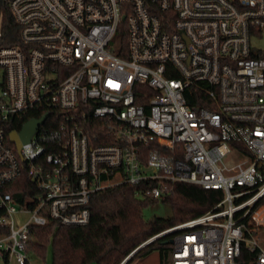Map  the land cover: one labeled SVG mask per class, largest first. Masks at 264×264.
Returning a JSON list of instances; mask_svg holds the SVG:
<instances>
[{
	"label": "built area",
	"instance_id": "2783aa9c",
	"mask_svg": "<svg viewBox=\"0 0 264 264\" xmlns=\"http://www.w3.org/2000/svg\"><path fill=\"white\" fill-rule=\"evenodd\" d=\"M7 3L20 41L0 45V264H32L34 225H85L106 187L166 199L186 182L224 197L121 264L155 241L167 264H264V0ZM32 112L49 117L19 149L6 124ZM24 173L33 207L8 189Z\"/></svg>",
	"mask_w": 264,
	"mask_h": 264
},
{
	"label": "trees",
	"instance_id": "16d2710c",
	"mask_svg": "<svg viewBox=\"0 0 264 264\" xmlns=\"http://www.w3.org/2000/svg\"><path fill=\"white\" fill-rule=\"evenodd\" d=\"M7 2L0 0V10L4 13L0 45H13L20 41V28ZM40 115V112H32L21 119L12 116L6 129H19L26 121ZM51 121L49 119L46 126ZM144 187L118 184L94 193L89 205L91 217L85 225L65 226L52 218L46 225H34L27 245L28 254L45 258L50 245L53 248L52 264H121L144 240L172 225L204 214L224 197L222 190L194 183H178L170 196L164 199L171 206L172 215L149 218L145 210L158 199L137 195ZM8 189L27 207L35 205L32 196L36 193V185L26 173ZM2 212L0 210V214ZM155 249L160 252L161 264H167L172 245L163 241L150 244L127 264H132L138 256L150 255Z\"/></svg>",
	"mask_w": 264,
	"mask_h": 264
},
{
	"label": "rangeland",
	"instance_id": "374dc122",
	"mask_svg": "<svg viewBox=\"0 0 264 264\" xmlns=\"http://www.w3.org/2000/svg\"><path fill=\"white\" fill-rule=\"evenodd\" d=\"M252 46L255 51L264 50V31L253 33L251 35ZM146 216L151 218L153 216H161V217H170L172 215L171 206L164 201V199H158L153 202L146 210ZM31 214L19 211L16 215V220L18 224L24 223L26 220L30 218ZM48 251L46 253V257H39L37 255L30 254L29 259L32 264H52L53 258V248L49 245ZM134 258V257H133ZM10 264H19L15 260H12ZM97 264V263H91ZM132 264H161L160 262V252L158 249H155L150 255L145 257L138 256L132 262Z\"/></svg>",
	"mask_w": 264,
	"mask_h": 264
},
{
	"label": "water",
	"instance_id": "95a60500",
	"mask_svg": "<svg viewBox=\"0 0 264 264\" xmlns=\"http://www.w3.org/2000/svg\"><path fill=\"white\" fill-rule=\"evenodd\" d=\"M48 117L49 113L43 115L40 118H32L23 125L21 131L15 130L11 132V140L16 142L17 147L21 149L22 142L30 141L32 139V136L37 132V128L42 125ZM164 243H167V241H165ZM128 261L129 259L126 260L125 263L127 264Z\"/></svg>",
	"mask_w": 264,
	"mask_h": 264
}]
</instances>
